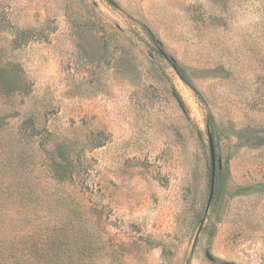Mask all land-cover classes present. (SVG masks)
Here are the masks:
<instances>
[{
    "label": "rangeland",
    "instance_id": "374dc122",
    "mask_svg": "<svg viewBox=\"0 0 264 264\" xmlns=\"http://www.w3.org/2000/svg\"><path fill=\"white\" fill-rule=\"evenodd\" d=\"M263 129L264 0H0V263L264 264Z\"/></svg>",
    "mask_w": 264,
    "mask_h": 264
},
{
    "label": "trees",
    "instance_id": "16d2710c",
    "mask_svg": "<svg viewBox=\"0 0 264 264\" xmlns=\"http://www.w3.org/2000/svg\"><path fill=\"white\" fill-rule=\"evenodd\" d=\"M176 72L178 73L179 77L185 82V83H188L187 80H186V77L184 76L183 72H182V69H180L179 67L175 66L174 67ZM263 134H264V129L262 130ZM262 138H264V135L262 137L259 138V140H261ZM264 141V140H262ZM259 143H262V142H259ZM221 170V167L217 168V171H220ZM210 173H211V169H210ZM260 188H264V183H256V184H253V185H248V186H238L237 187V192L239 194H247V193H250L251 191H255L256 189H260ZM50 221V220H49ZM70 229L69 230H74V228H72V226L69 227ZM68 230V231H69ZM66 231V232H68ZM66 232H63L62 233V236L60 238V244H65L67 243V235L70 236L69 234H67ZM31 233L33 234L34 233V238L36 242L38 241H42V240H45L47 241L49 239V241L51 242V239L49 238L52 237L54 238V242L56 243V239L59 238L56 234L58 233V231L56 229H53V231H50L48 232L47 231V227H45V225L41 222L39 223H36L35 222V227L32 226V231ZM51 233V234H50ZM74 236V234H73ZM86 237V234L83 233V231H81V234H78V232H76V235H75V241L77 244V246L81 245V248L83 249V247H85V238ZM34 242V241H33ZM35 244V243H33ZM23 247L22 249L20 250V254H11V256L9 257V254L5 257V260L3 262H1L0 264H24L23 262V258L24 257H28L26 254L28 253H25L24 250H25V242H22L21 244ZM72 245H74V242H73V239H72ZM33 246V245H32ZM70 251V249L68 250ZM33 259L36 257H39L40 255L38 254L40 251L39 250H34L33 251ZM8 253V252H7ZM35 255H38V256H35ZM55 258V255H50L47 257V264H57L56 262L53 261V259ZM33 259H29L27 260L26 264H41V263H38L36 260L33 261ZM71 259V258H70ZM70 259H67V261L69 262ZM22 262H20V261ZM63 263H66V262H63Z\"/></svg>",
    "mask_w": 264,
    "mask_h": 264
},
{
    "label": "water",
    "instance_id": "95a60500",
    "mask_svg": "<svg viewBox=\"0 0 264 264\" xmlns=\"http://www.w3.org/2000/svg\"><path fill=\"white\" fill-rule=\"evenodd\" d=\"M209 153H210V160H211V173H210L209 194H208V199H207V203H206V209L208 208V206L212 200L214 180H215L214 148H213L212 140L210 137H209ZM218 167L219 168L221 167L220 163L218 164Z\"/></svg>",
    "mask_w": 264,
    "mask_h": 264
}]
</instances>
